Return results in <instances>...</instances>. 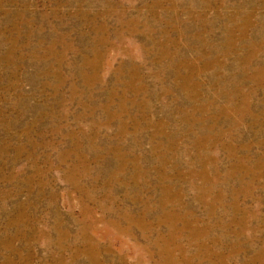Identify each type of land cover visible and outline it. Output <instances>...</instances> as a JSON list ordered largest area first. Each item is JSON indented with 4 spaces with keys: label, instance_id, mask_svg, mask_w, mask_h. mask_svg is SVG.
<instances>
[{
    "label": "rangeland",
    "instance_id": "1",
    "mask_svg": "<svg viewBox=\"0 0 264 264\" xmlns=\"http://www.w3.org/2000/svg\"><path fill=\"white\" fill-rule=\"evenodd\" d=\"M0 264H264V0H0Z\"/></svg>",
    "mask_w": 264,
    "mask_h": 264
}]
</instances>
